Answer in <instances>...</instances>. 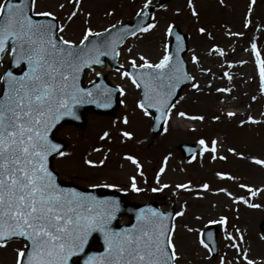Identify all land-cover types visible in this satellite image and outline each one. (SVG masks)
Returning <instances> with one entry per match:
<instances>
[{"label": "snow or ice", "instance_id": "1", "mask_svg": "<svg viewBox=\"0 0 264 264\" xmlns=\"http://www.w3.org/2000/svg\"><path fill=\"white\" fill-rule=\"evenodd\" d=\"M81 2L67 0L71 10L61 22L57 12L37 10L38 0H0V67H4L5 62L9 66L0 72V249L21 242L22 246L13 249L14 264H73L74 258L83 256L87 257L83 264H177L180 256L176 250L174 221L176 217L185 215L183 210L172 215L152 208L141 209L136 215V223L117 231L112 227L120 211L117 200L100 199L91 192L62 187L58 183V176L49 168L50 157L68 155L51 138L62 121L78 120L80 117L77 109L82 105L91 104L107 109L112 107L116 94L126 96V90L120 85L109 87L102 82L89 81L90 87L82 86L81 73L85 69L94 71L95 66H102L103 56L112 59L120 56L118 46L126 37H138L158 27L155 22L144 23L141 19L133 28L117 30L116 25H111V31L106 28L103 32H95L89 26V20L85 19L82 36L77 43L65 38L63 34L67 25L80 14ZM151 2L145 0L143 10L137 13L138 17H149L145 10L150 8ZM254 4L255 0H249L247 14L243 19L245 29L252 24L250 16ZM187 6L192 10V16H198L192 0H187ZM65 7V3L57 5L61 14ZM257 29L264 31L259 25ZM198 31L205 33L204 28ZM173 33L174 25L168 24L162 34L167 42L157 62L152 63L140 55L139 63L137 59L128 61L131 70L123 64L115 69L121 80L140 90L136 109L144 117L153 119L157 127L163 126L165 132L173 109L176 108L174 98L181 85L189 82L193 90L202 91L199 83L195 82L196 77L185 70L184 61L180 58V53L185 50L183 37L179 34L173 36ZM227 35L242 37L244 33L228 32ZM90 37L96 39L90 41ZM173 39L174 51L171 47ZM244 50L249 51L254 58L260 93L264 96V51L258 47L255 39ZM127 51L131 53L132 49L128 48ZM209 54L221 58L227 56L224 49L217 46H213ZM190 59L193 64L199 62L196 55ZM247 62L239 61L240 64ZM227 67L232 68L233 65L227 63ZM200 71L206 73L210 69L202 68ZM95 75L100 77L101 73L95 72ZM223 76L229 81L233 79L228 71H224ZM216 91L231 93L232 89L217 88ZM252 100H256V97L253 96ZM120 103L124 104V100L121 99ZM175 115L191 121L202 122L205 119L203 115H188L183 111ZM236 115L232 111L226 113L229 120ZM260 115L264 116V112ZM213 119L219 120L220 117L215 116ZM121 122L127 125L129 120L124 117ZM245 123L258 124L261 121L249 115L239 121L240 126ZM119 135L124 139H133L129 131H120ZM98 138L100 141L110 140L111 133L103 131ZM196 143L199 145V156L203 157L207 153L212 160H227V156L218 155L219 142L216 139L209 142L200 138ZM93 151L100 152L101 149L94 148ZM187 151L192 153V159H196V151L191 148ZM227 152L241 160H249L248 156L233 147H228ZM106 159L98 163L84 159L83 163L89 168H99L105 165ZM124 159L135 166L138 176L144 177L142 165L137 158L126 155ZM167 160L165 157L155 174L156 186L150 189L153 193L170 187L167 183H161ZM250 162L264 167V158L251 157ZM137 175L128 178L129 188L135 193L144 191L138 186ZM215 175L221 179H235L221 172ZM96 187L119 190L118 185L108 183L91 185L92 189ZM175 188L192 190L187 183H178ZM239 188L246 190L249 197L264 191L243 183L239 184ZM201 189L206 191L209 185L202 184ZM219 191L231 197L233 203H243L248 208L260 207L244 196L233 197L224 188ZM227 223L224 216L219 220H208V225ZM188 231L193 229L189 228ZM225 232L227 247L235 251V258L227 261L221 257L219 264H258L250 258L248 249L241 247L244 236L239 228L235 235L228 233L226 228ZM93 234L103 238V251L87 255ZM200 235L203 237L204 234ZM207 235L211 239L212 233ZM261 239L264 240V235H261ZM199 244L209 253L216 251L203 238Z\"/></svg>", "mask_w": 264, "mask_h": 264}, {"label": "rangeland", "instance_id": "2", "mask_svg": "<svg viewBox=\"0 0 264 264\" xmlns=\"http://www.w3.org/2000/svg\"><path fill=\"white\" fill-rule=\"evenodd\" d=\"M59 3L66 7L61 14L57 9ZM145 3V0H82L80 14L73 22L67 25L65 38L74 42L79 41L83 31V21L89 20L93 31L104 30L111 25L129 21V19ZM198 16H192V10L187 6V0H152V14L149 23H157L158 27L148 33L131 37L120 48L119 63L128 66L130 59H137L144 55L150 62H157L163 54V45L166 39L163 31L168 24L177 26L188 35V50L185 53L188 71L196 77L202 91H195L191 83L183 87L177 98L176 108L169 120L167 131L158 136L150 134L151 118L144 117L135 107L139 90L132 87L127 81L121 80L113 69L105 70L95 67L88 70L84 76V83L95 79V72H105L111 83L120 85L126 90V96L121 97L125 105L119 106L113 115L87 113L83 128L65 126L60 128L56 135L63 138L68 144V154L65 157H55L53 167L61 179L70 180L80 187H91L92 184H115L124 192L127 201L144 203L156 202L163 210L170 205L175 212L183 210V217L175 218L176 250L180 256L177 264H219L220 258L233 261L235 251L227 247L224 239L228 233L236 234V229L244 236L241 247L248 249L250 258L258 264H264V240L261 239L260 224L264 220V191L255 197H249L246 190L239 188V184H246L253 189L264 190V167L250 162L251 157L264 158V96L259 92V76L254 58L245 48L250 47L253 39L258 47L264 51V0H255L250 16L252 24L248 29L243 27V19L247 14L249 0H192ZM52 10L57 12L63 22V17L71 10L67 0H38L37 10ZM91 13V16H88ZM111 13V15H108ZM204 28L201 34L198 29ZM228 32H243L241 36H229ZM217 46L227 53L221 58L209 54V50ZM128 48L132 52L127 51ZM198 57V64L191 62V56ZM7 58H5V61ZM248 61L240 64L239 61ZM227 63L233 65L227 67ZM0 67V72L6 68ZM210 69L201 72L200 69ZM228 71L233 77L229 81L223 76ZM213 82L209 78H213ZM203 85V87H202ZM217 88H231V93L217 92ZM255 96L256 100H252ZM183 97V99H180ZM183 111L188 115H203L201 121H191L175 115ZM232 111L237 115L229 120L226 113ZM261 121L258 124L245 123L239 125L246 115ZM219 116V120L213 117ZM127 117L129 123L121 121ZM194 129V130H193ZM110 131L111 139L100 141L99 135L103 131ZM120 131H129L133 139H124ZM204 138L209 142L216 139L219 142L218 155L227 156V160H212L210 154L203 157L196 152V159L184 161L178 146L181 143L195 144ZM233 147L237 152L244 153L249 160H241L227 152ZM100 148V152L93 151ZM134 156L142 165L144 177L137 175L135 166L126 161V155ZM107 157L105 165L99 168H89L84 165V159L99 162ZM167 157L166 171L161 177V183H167L169 188L153 193L150 189L155 185L154 177ZM221 172L235 177L234 180L221 179L215 173ZM137 175L138 186L144 191L135 193L129 188L128 178ZM147 180V183H145ZM178 183H187L191 191L176 189ZM207 183L208 190H202L201 185ZM104 190L108 188L101 187ZM224 188L232 193L233 197L244 196L251 203L260 205L259 208H248L243 203H233L232 198L219 189ZM113 190V189H112ZM221 216L227 218V225H217V252L212 255L201 247L200 233L208 225V220H219ZM200 217V219H196ZM130 218L122 214L118 223L126 224ZM191 228L193 231H188ZM22 246L21 242H14L5 249H0V264H14L13 249ZM91 248H100L95 241L90 243ZM75 260V259H74Z\"/></svg>", "mask_w": 264, "mask_h": 264}, {"label": "water", "instance_id": "3", "mask_svg": "<svg viewBox=\"0 0 264 264\" xmlns=\"http://www.w3.org/2000/svg\"><path fill=\"white\" fill-rule=\"evenodd\" d=\"M145 11H147V12L149 13V17H150L151 9L149 8V9H147V10H145ZM149 17L145 19L144 17H138V16H136L135 18L132 19V22H131V23H126V24H124V25H117L116 28H117V30H119V29H121V28H123V27L133 28V27H135L136 23H137L139 20H141V19L144 20V23H147V21L149 20ZM110 31H111V28H110ZM112 34L115 35L116 32L113 31ZM176 34L181 35V36L183 37V40H184V47H185V50H184L183 52L180 53V58L182 59V55H183V53H184V52L186 51V49H187L186 35L183 34V33H181L177 27H174V33H173V36H175ZM95 39H96L95 37H90V41H91V40H95ZM101 39H103V37H101ZM124 40H125V39H124ZM171 47H172V49H173V51H174V50H175V41H174V39L172 40ZM105 58L108 59V61L110 62V64H111L112 67H116V59H112V58L109 57V56H103V57H101V60L103 61V64H104V60H105ZM182 60H183V59H182ZM184 67H185V70H186V64H185V62H184ZM129 70H131V69H129ZM82 73H83V72H82ZM82 73H81V76H82ZM98 78H99V79H98L96 82H102V83L108 85V84L106 83L105 78H104L103 75H101V76L98 77ZM187 83H189V82H186L185 84H187ZM185 84H183V85H185ZM183 85H181V87H182ZM90 86H91V85H89V86H87V87H90ZM108 86H109V85H108ZM109 87H111V86H109ZM181 87H180V88H181ZM180 88L177 90V96H178V92H179ZM177 96H176V97H177ZM176 97H175V98H176ZM175 98H174V100H175ZM117 104H118V102H117V94H116V95L113 97V104H112V107L107 108V109H100V108L95 107V105H91V104H85V105H82V106H80V107L77 109V114H78L79 117H80L78 120H70V119H68V120L62 121L61 124H62V123H65V122H70V123H74V124L79 125V126H83V125H84V114H85V112H87L88 110H92V111H94V112H99V113H109V112L113 111V110L116 108ZM153 121H154V120H153ZM61 124H60V125H61ZM58 126H59V125H58ZM58 126H57V127H58ZM161 130H162V126H161V127H157V126L155 125V121H154V122H153V127H152V132H153V134H158V133L161 132ZM51 138L53 139V141H54L55 143L61 145V148H62V149L64 148L65 144H64L63 142H61V141H56V140L54 139V137H53V133H52ZM189 148H191V147H189ZM189 148H187V149H189ZM195 148H196V147H195ZM191 149L194 150V147L191 148ZM184 152H185V155H187V156L190 154V152L187 151L186 149L184 150ZM50 159H51V157L49 158V168L51 169V166H50ZM58 183H59V182H58ZM61 186H62V187H67V188H76L77 190L82 191V192H91L92 194L96 195V196H97L98 198H100V199L111 198V199H115V200H117V201L119 202V205H120V211L117 213V218H118L119 214H121V213H126V214H128V215L131 217V222H130L129 224H127V225H117V223H116L117 219H115V220L112 222V227H113L114 230H117V231L121 230L122 228L131 227V225H133L134 223H136V215H137V213H138L141 209H145V210H146V209H148V208H152V209H156V210H158V211H161V210H159V208L157 207V205H155L154 203H146V204H143V205H132V204H127V203L123 202V200H122L118 195H115V194L102 195V194H100V193H98V192H96V191H84V190H81V189H79V188H77V187H74V186H71V185L69 186V185H62V184H61ZM166 212H167V213H170V214H173V209L170 208V209H169L168 211H166ZM170 222H171V218H170ZM262 229H263V232H264V222H263V224H262ZM209 232L212 233L211 239H209V237H208V235H207ZM214 236H215V229H214V228H212L211 230H207V231H205L204 238H205V241H206L207 243H209V246H210V247H215ZM92 238H97V239L99 240V242H101V244H102V250H100V251H93V250H88V249H87V255H95V254H98V253H100V252L103 251V238H102L99 234H93V237H92ZM92 238H91V239H92ZM214 252H215V251H214ZM85 258H87V257H86V256L80 257L79 260H78V263H76V264H83V260H84Z\"/></svg>", "mask_w": 264, "mask_h": 264}, {"label": "bare ground", "instance_id": "4", "mask_svg": "<svg viewBox=\"0 0 264 264\" xmlns=\"http://www.w3.org/2000/svg\"><path fill=\"white\" fill-rule=\"evenodd\" d=\"M214 79H216V77H213V78H209V80H211V82H213L214 81ZM259 84V83H258ZM202 87H203V85H202ZM260 93V92H259ZM261 94V93H260ZM247 116H249V114H247L246 115V118H247Z\"/></svg>", "mask_w": 264, "mask_h": 264}]
</instances>
